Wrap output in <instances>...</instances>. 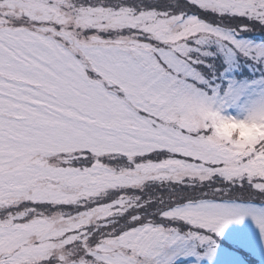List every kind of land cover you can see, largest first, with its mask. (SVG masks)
Returning <instances> with one entry per match:
<instances>
[{"label": "snow or ice", "instance_id": "snow-or-ice-1", "mask_svg": "<svg viewBox=\"0 0 264 264\" xmlns=\"http://www.w3.org/2000/svg\"><path fill=\"white\" fill-rule=\"evenodd\" d=\"M0 264H264V0H0Z\"/></svg>", "mask_w": 264, "mask_h": 264}]
</instances>
